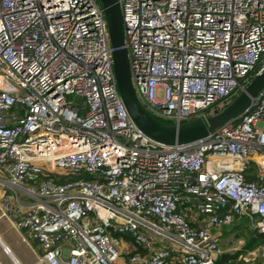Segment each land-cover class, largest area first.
Segmentation results:
<instances>
[{
  "label": "built area",
  "instance_id": "obj_1",
  "mask_svg": "<svg viewBox=\"0 0 264 264\" xmlns=\"http://www.w3.org/2000/svg\"><path fill=\"white\" fill-rule=\"evenodd\" d=\"M119 1L135 91L164 123L219 110L264 64V0ZM0 173L33 264H214L221 227L255 216L264 234V88L164 145L123 103L99 0H0Z\"/></svg>",
  "mask_w": 264,
  "mask_h": 264
},
{
  "label": "water",
  "instance_id": "obj_2",
  "mask_svg": "<svg viewBox=\"0 0 264 264\" xmlns=\"http://www.w3.org/2000/svg\"><path fill=\"white\" fill-rule=\"evenodd\" d=\"M99 1L107 21L116 86L123 103L137 127L160 143L181 144L206 136L211 130L243 114L264 88L263 64L231 101L219 110L200 114L182 123H164L158 120L140 101L132 82L120 1Z\"/></svg>",
  "mask_w": 264,
  "mask_h": 264
},
{
  "label": "rangeland",
  "instance_id": "obj_3",
  "mask_svg": "<svg viewBox=\"0 0 264 264\" xmlns=\"http://www.w3.org/2000/svg\"><path fill=\"white\" fill-rule=\"evenodd\" d=\"M164 121L166 123L172 122L170 119ZM0 175L2 174L0 173ZM0 189H4L6 194H14L15 192L18 194L21 193V191L15 190L9 185L2 183H0ZM4 198L8 197L4 196ZM22 200L26 201L27 198L22 196ZM14 206L15 202L11 199H2L0 197L1 208L8 207L9 209H12ZM244 217L248 216H243L241 217L242 219L239 218L236 222L234 221L230 225L221 227V232H219L220 248L223 250L222 252L235 253L236 250H239L243 246L247 237H250L249 231H251L253 232V236H257V245L239 253L231 264H264V234L261 236L258 235L253 228V219L248 221ZM21 233L26 234V231L24 229L17 230L6 216L0 215V239L5 245L9 246L11 253L17 257L20 264H31L36 260V254L25 241L21 240ZM33 245L35 248L34 250L38 253L40 248L37 249L36 245ZM0 264H13L9 255L7 256L2 251L1 247Z\"/></svg>",
  "mask_w": 264,
  "mask_h": 264
},
{
  "label": "trees",
  "instance_id": "obj_4",
  "mask_svg": "<svg viewBox=\"0 0 264 264\" xmlns=\"http://www.w3.org/2000/svg\"><path fill=\"white\" fill-rule=\"evenodd\" d=\"M251 77H252V75L250 74V78ZM216 111H217V109H216ZM244 218H246V220H248V221L250 219H253V224H254L253 228H254V230L256 231V233L258 235H260V236L263 235V234H261L260 232L257 231V228L255 226V216H253L251 218L249 216L248 217H244ZM249 234H250V237H247L246 242L243 244V246L239 250H236L235 253L222 252L219 255V257L217 258V260L214 262V264H231V262L234 261V258H236L239 253L244 252V251H246L248 249H251L254 246H256L257 243H258L257 236H253V232H251V231H249Z\"/></svg>",
  "mask_w": 264,
  "mask_h": 264
},
{
  "label": "crops",
  "instance_id": "obj_5",
  "mask_svg": "<svg viewBox=\"0 0 264 264\" xmlns=\"http://www.w3.org/2000/svg\"><path fill=\"white\" fill-rule=\"evenodd\" d=\"M192 223H193L194 225H198V222H197V221H192ZM25 231H26V230H25ZM220 232H221V229H220ZM22 236H24L25 239H23ZM21 240L25 241V242L27 243V245L32 249V251H34L35 254H37V251L34 250L35 248H34V245H33V244L36 245L37 249H39V247H38L39 244H38V242H37L36 240H34V239H32L31 237L28 236L27 231H26V234L21 233ZM29 240H30V242H29ZM38 253H39V252H38ZM12 255H13V257L15 258V260L17 261V263L20 264V262H19V260L17 259V257H16L14 254H11V256H12ZM9 258H10V260H11L10 255H9ZM11 261H12V260H11ZM12 263H13V262H12ZM33 263H34V262H33ZM33 263H31V264H33Z\"/></svg>",
  "mask_w": 264,
  "mask_h": 264
},
{
  "label": "bare ground",
  "instance_id": "obj_6",
  "mask_svg": "<svg viewBox=\"0 0 264 264\" xmlns=\"http://www.w3.org/2000/svg\"><path fill=\"white\" fill-rule=\"evenodd\" d=\"M0 244H1L2 246H7V245H5V244L2 242L1 239H0ZM7 254L10 255L13 264H18L17 261L15 260V258L13 257V255L11 256V254H12V253H11V250H8Z\"/></svg>",
  "mask_w": 264,
  "mask_h": 264
}]
</instances>
